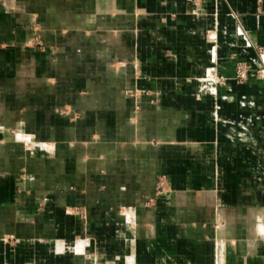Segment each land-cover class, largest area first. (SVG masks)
Returning a JSON list of instances; mask_svg holds the SVG:
<instances>
[{"label": "crops", "instance_id": "crops-1", "mask_svg": "<svg viewBox=\"0 0 264 264\" xmlns=\"http://www.w3.org/2000/svg\"><path fill=\"white\" fill-rule=\"evenodd\" d=\"M250 41L264 0H1L0 264H264V143L229 100L264 84L201 81Z\"/></svg>", "mask_w": 264, "mask_h": 264}, {"label": "rangeland", "instance_id": "rangeland-1", "mask_svg": "<svg viewBox=\"0 0 264 264\" xmlns=\"http://www.w3.org/2000/svg\"><path fill=\"white\" fill-rule=\"evenodd\" d=\"M220 1H224V0H220ZM230 15L231 17L234 16L237 23V26L235 28V33L233 36L237 37L238 39H243L246 30L242 26V22L240 21L241 20L240 14L237 11L231 9ZM227 29L228 28H223V30L225 31H227ZM216 31L217 30H215V32ZM220 32H222L221 29ZM248 47L249 46H246V48ZM249 48L256 53V57L250 60H238V57L236 56L235 57L236 64L234 66V74L232 77H221L218 73L219 65L217 63L215 64V67H212L211 69L210 68L206 69L205 75L201 78L204 87L209 88L213 85L215 86L217 85L218 88H225L228 86V83L230 81L234 82L237 87L248 86L251 84L252 81L264 84V47L256 45L250 41ZM212 81L213 84L211 85ZM259 99H260L259 95L252 94L250 96H244V95H239L238 92L232 93V95L229 98L232 104L235 105V109H236L235 112L237 119V123H236L237 134H236L235 142L247 144L248 147L258 148V149L261 148V145L264 143V141L259 140L258 142L257 138H255L252 139L251 141L245 142L242 137L243 135H246V133H244L245 132L244 127L247 126L248 122L252 123L253 128L257 127L255 130H259V128H262V126H264L263 123H260V120L264 118V109L263 107L261 108L259 106ZM256 121L259 122L257 125L255 123ZM250 131L252 133V128H250ZM259 167H261V165H259L258 168ZM262 167L264 168V165H262ZM257 172L258 174L256 175V179L263 182L264 171L257 170ZM219 180H220V176H219ZM220 184L221 182H219V187H218L219 199L223 195H225V193L228 191L227 188L220 186ZM158 188L159 191H162V193L167 189L169 190V187L166 186V183L163 184L162 181H159ZM253 190L255 189L253 188ZM251 195H252V198L250 199L251 203H257V204H259V202L264 203V187L262 188L261 191L259 190L254 191ZM261 206H262L261 212L263 213L261 215V218L264 220V208H263L264 204H261ZM261 249L263 250L262 252H264V246ZM242 259L243 258H241L242 264H244Z\"/></svg>", "mask_w": 264, "mask_h": 264}, {"label": "bare ground", "instance_id": "bare-ground-1", "mask_svg": "<svg viewBox=\"0 0 264 264\" xmlns=\"http://www.w3.org/2000/svg\"><path fill=\"white\" fill-rule=\"evenodd\" d=\"M218 5H219V3H218ZM219 7V6H218ZM221 7V6H220ZM220 13V12H219ZM219 15V14H218ZM213 38V37H212ZM210 39V38H209ZM208 39V40H209ZM212 43H215V42H212ZM210 45V44H209ZM212 51V50H211ZM212 58V57H211ZM208 75V74H207ZM200 79V78H199ZM209 81V80H208ZM213 84V81H212V83H211V85ZM212 88V87H211ZM209 89H210V87H209ZM213 95V94H212ZM257 125V124H256ZM251 126H252V123H251ZM257 127H255V128H253L252 127V130L253 131H260V130H255ZM262 164L264 165V162H262ZM261 164V165H262ZM260 171H264V168L262 167L261 169H260ZM264 174V173H263ZM260 175V174H259ZM262 175V174H261ZM169 192V190L167 189V190H165L163 193H162V195L163 194H165V193H168ZM168 199V198H167ZM162 202V201H161ZM264 208V207H263ZM258 225H259V227H260V233H261V237H264V220L262 219V218H259V220H258ZM263 242H264V240H263ZM79 254H81V253H79ZM127 260H128V264H134V259H133V257L131 256V257H129V258H127ZM219 264H224V259H223V256H221L220 257V260H219Z\"/></svg>", "mask_w": 264, "mask_h": 264}]
</instances>
